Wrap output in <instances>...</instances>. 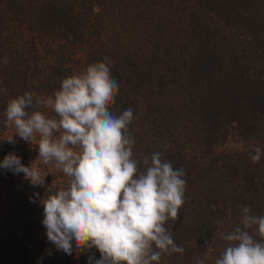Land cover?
Returning <instances> with one entry per match:
<instances>
[{"label": "trees", "instance_id": "16d2710c", "mask_svg": "<svg viewBox=\"0 0 264 264\" xmlns=\"http://www.w3.org/2000/svg\"><path fill=\"white\" fill-rule=\"evenodd\" d=\"M193 1L179 28L166 18L171 8L153 1L145 9L164 25L155 43L143 44V57L116 48L108 58L119 86L111 110L134 114V158L160 152L185 172V203L167 224L184 252L165 254L159 264H198L207 256L215 264L225 247L218 234L240 223L239 209L264 214V0ZM115 2L0 0V161L14 148L3 135L7 103L26 92L53 96L73 75L71 63L79 61L73 51L100 26L95 8ZM232 129L259 142V162L218 158L214 148ZM10 173L0 169V264H88V255L67 256L42 239L43 217L33 213L40 201L34 205L31 186L22 188Z\"/></svg>", "mask_w": 264, "mask_h": 264}, {"label": "clouds", "instance_id": "9594fccd", "mask_svg": "<svg viewBox=\"0 0 264 264\" xmlns=\"http://www.w3.org/2000/svg\"><path fill=\"white\" fill-rule=\"evenodd\" d=\"M109 65L107 57L89 64L62 79L51 97L34 99L26 92L11 99L5 122L15 136L35 143L36 161L54 164L68 177L66 188L40 199L47 240L57 251L72 256L94 248L100 259L90 255L88 264H159L165 254L184 252L167 224L179 219L185 203V172L160 152L134 158L136 141L129 131L134 114L111 110L119 86ZM14 135L5 141L15 144ZM261 156L257 147L252 162ZM0 169L23 173L31 186L44 187L47 175L33 162L25 166L15 153L0 161ZM218 235L225 247L215 264H264V214L245 206L240 223Z\"/></svg>", "mask_w": 264, "mask_h": 264}, {"label": "rangeland", "instance_id": "374dc122", "mask_svg": "<svg viewBox=\"0 0 264 264\" xmlns=\"http://www.w3.org/2000/svg\"><path fill=\"white\" fill-rule=\"evenodd\" d=\"M153 1L155 2V0H134L133 2L130 0H116L115 4L107 3L106 5L104 3L105 5L103 8L96 7L92 18L99 16L95 22L99 23L100 26H96V30L92 29L91 36L88 38L86 37L87 40L85 38V42H88V44H85L82 49L81 46L78 45L76 50L73 51L79 61L76 63H71L72 66L70 69L72 71L70 70V75L82 72L91 63L103 62L102 59L105 57H111V53H113L115 51L114 49L116 48L121 49L120 52H130L132 55L143 57V44L147 43V41H151L153 45L158 38L156 35L160 34L162 30L164 31V25L159 27V24L156 20V12H148L149 10L147 11L145 9V7H147ZM157 2L159 4L165 5L167 9L171 8L172 16L169 14L170 16L168 15L166 18H169V20L172 19V24L173 22L175 23L173 28L184 26L182 25L181 17L186 16L187 21L188 13H190L194 7V3H197L193 0H157ZM164 3H167L168 5ZM183 8L186 9V11L181 14L180 12H176V16L173 18V13L175 11L183 10ZM216 21H214V23H216ZM47 109L52 113L50 108ZM14 134L15 129L9 126L3 132L5 138ZM13 138L16 143L13 144L14 148L11 150V153L18 155L21 158V162L25 166H29L30 163L33 162L34 165L39 168L42 175H47L45 177L44 187L36 186L37 190H34V187L24 179L23 173L14 175L11 172L8 174L12 176V181L21 183L22 188L28 189V186H31L29 191L31 193L30 197L35 200L34 205H37L38 200L40 201V199H42L45 194L47 195L48 193H55L56 189H64L68 186V177H66L62 171L56 169L54 164L44 165L41 161H36L38 158V148L35 147V143L31 145L29 142H26L15 135ZM259 145L260 144L258 141L251 139L247 140L240 136L236 129H232L229 131L226 139L214 148V151L218 158H220L222 155L228 156L234 161H237L238 158H246L251 160V155L254 154V150L257 147L260 148ZM6 185L8 187L9 183ZM47 190L48 192H46ZM34 193H38L39 198L34 196ZM241 209L242 208L239 209L237 215V220L239 221L241 217ZM33 213L36 215V218L40 215L43 217V208L35 206ZM226 232L229 231L225 230L223 233ZM253 234L255 235V232H253ZM42 239L48 242L46 236ZM223 247L224 244L219 246V254L222 253ZM98 253L99 252L93 248L90 252H84L80 255L75 254V258L78 259L84 254L88 255V258L90 255H96ZM207 261L208 256L205 260V264H209ZM213 261L212 255V262Z\"/></svg>", "mask_w": 264, "mask_h": 264}]
</instances>
